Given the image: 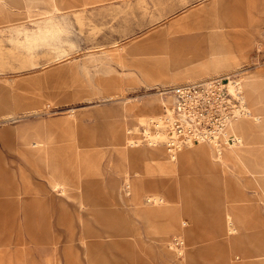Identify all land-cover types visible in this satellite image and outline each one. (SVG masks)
Segmentation results:
<instances>
[{"label": "rangeland", "instance_id": "374dc122", "mask_svg": "<svg viewBox=\"0 0 264 264\" xmlns=\"http://www.w3.org/2000/svg\"><path fill=\"white\" fill-rule=\"evenodd\" d=\"M8 7L19 12L0 23L16 24L0 31V264H264V197L245 180L242 166L255 172L234 145L242 166L215 180L218 167L208 164L203 173L154 163L146 171L126 138L146 143L145 113L166 119L164 88L240 70L242 93L252 99L246 76L264 81V0H0V19ZM214 46L233 64L199 58L198 47ZM114 120L138 127L119 132L129 160L110 134ZM199 144L219 157L208 141L181 146L177 157ZM144 146L162 152L159 163L173 162L163 144ZM45 152L54 159L44 161ZM192 160L203 163L191 158L189 167ZM57 168L74 183L82 174L88 187H54L49 172ZM136 192H150L146 206L165 198L168 206L143 216L126 199Z\"/></svg>", "mask_w": 264, "mask_h": 264}, {"label": "crops", "instance_id": "0c3cea01", "mask_svg": "<svg viewBox=\"0 0 264 264\" xmlns=\"http://www.w3.org/2000/svg\"><path fill=\"white\" fill-rule=\"evenodd\" d=\"M7 1L10 2L12 5L18 6L24 0H7ZM2 6H3L2 8H5L4 5H2ZM7 10H8L7 17L0 19V23L6 22V21H13L15 19L14 16L19 12L17 9H14L11 7H8ZM6 27L15 30L16 24L11 23V24H7V25L6 24L0 25V31L6 30L7 29ZM210 50L213 51V54H211V56L214 58L213 60H211V58L208 59L207 54H208V52L210 53ZM197 52H198L199 58L200 57L204 58V60H203L204 62L226 63V64L232 63L233 64L234 56L231 53H228L227 51H225L224 46H214V50L211 49L210 47L208 49H206L204 47H198ZM246 77L247 78L245 81H249L254 85L255 92L253 93L252 99H249L247 97L246 92H244L245 98L246 99L248 98V100L250 101V104L253 106V108L255 110H257V113L263 112L264 111V81H262L259 78H255V77L251 76L250 74H248ZM187 78H191V77H187ZM120 108H121V106H120ZM149 114H153V113H145L141 117L144 119V117L149 115ZM112 124L114 125V127H113V131L112 132L110 131V134H111L113 140L115 141V143H117L119 145L118 150H119L122 158L129 160L128 150L125 148L126 146H124V144H122V139H121V136L119 135V132L121 129H126L125 130V134H126L128 128H131V126L125 125L124 123H122L119 120H114L112 122ZM116 129H117V131L114 132ZM237 131L243 140L249 139L252 142H256V144H262V146H264L263 145V143H264V117L262 118V120H255L254 118L242 119L237 125ZM258 131H260L261 135L259 134ZM126 138H127V142H128V136H126ZM256 139H258V140H256ZM36 142L37 141L32 140V144H35V146H36ZM142 146L143 145L138 146V149H139L138 152H139L140 161L141 162L144 160H145V162L147 161V163H145V170L146 171H148L149 167L152 166L151 163H154L155 167H158L161 170H164V169L170 170L172 168L175 169V168H179L180 166H182L185 169L191 168V169L198 170L199 172L203 173V172H205L204 170H206L205 169L206 164H208L211 168H217L218 167L219 174L218 173L215 174L216 175L215 180H218V177H219L218 175H221L220 172H223L225 170L226 173H229L230 171H233V170L235 171L237 169L235 167H237L238 165L242 166L239 163V161L237 160V158L235 157V155L229 150V148H226L222 152L221 155H218L219 157H214V151H213L212 147H210V149H211L210 150L208 145L199 144L196 148H190V149L184 150V151L181 150L182 152H181L180 156H178L180 159V163L176 162L177 161V159H176L177 156H176L175 158L170 159L173 162L168 161V162H165L163 164L162 162L159 163L161 161V156H162L161 151L156 152L155 156L145 157V152L143 151ZM38 148L40 149V147H38ZM45 149L46 148H44V151H46ZM208 150H210V151H208ZM263 150H264V147H263ZM258 151H260V149L256 151L257 153H252L251 155L248 156V158H247L248 166H250L252 168H255V167L264 168V151H261V152H258ZM47 152H45L46 154L43 157V160L45 161L47 159H54L52 157H49V154ZM201 156L206 158V160H204L203 163L199 164L196 160V162L193 164L194 166L189 167V164H190L189 159H191V158L195 159V158H199ZM153 161H155V162H153ZM57 167H59V166H57ZM219 168H221V169H219ZM241 169H242V171H244L243 172L244 177L246 176L245 180H248V182H251L252 184L258 185V187L260 188V192H258V189L256 188V193H258L260 197H264V185L255 182V179H254L252 173H251V175L245 173L247 170L243 166ZM54 171H56V172L55 173L49 172V175H50L49 180L53 184L54 187L61 185L62 183H65V182H68L70 185L71 184H73V185L77 184L78 186H82V184H84L85 187L88 184V181H85L83 179L82 174H79L81 179H78L79 182L78 183L75 182L76 183L75 184L74 181L69 178L66 170H64L62 168H60V169L57 168ZM204 175L206 177H209L208 173H204ZM179 177L181 178V176H179L177 174V176H174L173 179H176L179 181V180H181ZM238 177L232 176L233 180L236 183H239V182H237V181H239ZM210 179H214V178H210ZM129 180L130 179H127L126 182L129 183L128 182ZM135 182H139L138 184H140L141 188L145 187L144 184L146 183V181L144 180L143 175L139 174L138 170H136ZM131 184L132 183H129L130 188H131ZM87 191H90V188H87ZM148 193H150V192H145V193L144 192H142V193L136 192V193H133L131 198L128 197L126 199L127 200H130V199L133 200L135 203V206L138 208L139 213L142 214L143 216H146V217H150L154 213L161 212L167 208L168 199H166L165 197H164L165 201L163 203H158V205L156 204L157 206H146V205H144L142 203V196L144 194H148ZM149 195L150 194H148V197H149ZM174 221L178 222L180 220L178 219V220H174ZM230 226H231V228L234 227V225L232 223L229 224L227 227H230ZM234 232L235 231H232V233H234ZM243 232H246V231H243ZM168 246L171 248L170 242L168 243ZM40 259L45 260L46 263L50 260V258L47 254L40 256Z\"/></svg>", "mask_w": 264, "mask_h": 264}, {"label": "built area", "instance_id": "2783aa9c", "mask_svg": "<svg viewBox=\"0 0 264 264\" xmlns=\"http://www.w3.org/2000/svg\"><path fill=\"white\" fill-rule=\"evenodd\" d=\"M239 73L240 70L215 75L162 90L171 99L164 106L171 132L169 147L177 149L198 141L238 142L230 125L246 110Z\"/></svg>", "mask_w": 264, "mask_h": 264}, {"label": "bare ground", "instance_id": "6f19581e", "mask_svg": "<svg viewBox=\"0 0 264 264\" xmlns=\"http://www.w3.org/2000/svg\"><path fill=\"white\" fill-rule=\"evenodd\" d=\"M246 84H251L253 85L251 82L249 81H245ZM241 89H242V86L240 85ZM243 96V100H244V106H245V111L243 114L239 115L237 118H235L234 120H232L231 122V125H230V128H231V131L236 135V137L238 138V142H230V141H224L223 143H215V142H209L215 149V152L217 155H221L222 152L226 149V148H229V147H232L233 145L236 147L237 149V152H238V158L240 157L244 163L246 165H248V156L251 155L252 153H257L256 151L258 150L257 148H255V145H245L243 143H240L242 142V137L240 136V134L238 133L237 131V125L238 123L242 120V119H245V118H254V116L252 115V112L250 111V109L248 108V105L246 103V98H245V95L244 93L242 94ZM150 124L153 125L154 127V130L151 131L150 130ZM142 128H143V131L145 133V135L147 136V141L146 143H141L140 140H138L137 142H134L133 140H129V137H128V142H129V145L130 147H138V146H141V145H148V146H154V145H158V144H163L169 155H171V158H175L177 156V152H179L180 150H178V148H171L169 147L168 145L166 146L165 145V142L170 140L169 139V123L166 119H164V116L162 115V112L160 113H153V114H149L147 116L144 117L143 119V123H142ZM136 129L138 127H131V128H128L127 132H130L131 129ZM122 135V134H121ZM124 136V134L122 135ZM126 139V138H125ZM238 143V144H237ZM145 147V146H144ZM259 147V146H257ZM196 148V146H195ZM147 149V148H146ZM235 149V150H236ZM149 152V150H146ZM145 152V156L146 157H152V156H155L156 155V152H158V149L156 151H151V153H148V152ZM160 151V150H159ZM162 153V152H161ZM237 154V153H236ZM263 154V153H262ZM202 161L206 160L205 157H200ZM178 161V160H177ZM191 161V160H190ZM242 161V162H243ZM193 162V160H192ZM191 164V163H190ZM194 164V162H193ZM249 168H251L256 174L257 176H259L261 179H264V168H260V167H255V168H252L250 166H248ZM247 169V168H246ZM248 171V170H247ZM253 173V174H255ZM255 174V175H256ZM254 176V175H253ZM130 182V181H129ZM126 189L129 190L130 188V185L129 183H126ZM135 186V185H133ZM134 188V187H133ZM149 200V199H148ZM150 201V200H149ZM153 201V200H152ZM240 220L242 221L243 219L240 218ZM243 222V221H242ZM224 230V229H223ZM236 230V229H235ZM227 231V229H226ZM223 234H227V233H223ZM229 237V236H228ZM224 240V239H223ZM230 240V239H229ZM237 246V245H236ZM258 249H256V251H258L257 253L254 252V254L258 257V258H261L262 257V252L260 253L259 251V247H257ZM263 248V246H262ZM262 248L260 250H262ZM255 249V248H254ZM248 254V252H247ZM250 256V255H249ZM246 257V256H245ZM254 258V257H253ZM246 261V260H245ZM262 264V263H261Z\"/></svg>", "mask_w": 264, "mask_h": 264}]
</instances>
